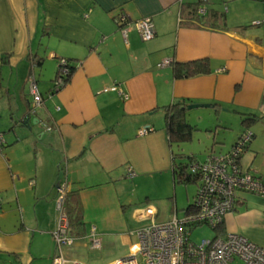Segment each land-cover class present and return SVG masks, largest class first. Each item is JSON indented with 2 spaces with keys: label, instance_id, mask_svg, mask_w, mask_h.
Masks as SVG:
<instances>
[{
  "label": "crops",
  "instance_id": "0c3cea01",
  "mask_svg": "<svg viewBox=\"0 0 264 264\" xmlns=\"http://www.w3.org/2000/svg\"><path fill=\"white\" fill-rule=\"evenodd\" d=\"M216 1L202 5L211 8ZM220 1L227 29L182 26L180 6L190 0H0V212L3 203H10L9 193L21 205V158L32 155L30 185L41 184L34 213H50L31 231L23 222L5 229L0 214V252L18 255L22 264L36 257L31 248L35 231L52 240L58 186L78 190L86 234L95 226L100 242L125 243L127 213L135 217L140 208L127 195V178L133 183L148 178L159 188L163 183L166 195L174 193L162 107L179 99L211 105L215 124L235 127V137L242 131V113L260 116L249 127L252 138L238 165L264 178V0ZM119 13L130 21L150 17L154 36L142 40L127 26L124 39L113 20ZM244 25L250 26L236 28ZM60 58L75 67L55 89ZM201 58L209 62L208 73L174 77L172 61ZM164 60L168 63L159 66ZM30 77L42 97L29 116L32 131L22 123L33 104ZM113 84L124 94L102 91ZM192 116L199 121L214 115ZM35 118L38 123L32 124ZM141 129L149 130L140 134ZM172 198L175 211V194ZM223 223L225 232L264 247V196L237 192ZM85 241L74 242L75 250L89 246Z\"/></svg>",
  "mask_w": 264,
  "mask_h": 264
},
{
  "label": "built area",
  "instance_id": "2783aa9c",
  "mask_svg": "<svg viewBox=\"0 0 264 264\" xmlns=\"http://www.w3.org/2000/svg\"><path fill=\"white\" fill-rule=\"evenodd\" d=\"M205 10L202 4L197 9L200 14ZM113 20L124 39L127 26H133L142 40H149L154 36V25L150 17L130 21L126 15L119 13ZM167 63L168 60H164L158 65L163 66ZM58 65V72L53 81L55 89L65 84L69 71L66 59L60 58ZM29 89L33 96V104L30 106L36 108L41 103L42 97L31 77ZM102 91L123 93L116 84L104 87ZM148 130L141 129L140 134H145ZM249 134L243 135L233 148L232 154H210L203 162L192 166V169H198L201 173L194 197L196 210L183 213L181 218L173 213L168 220L159 222L155 220L154 207L136 209L135 218L149 219V223L134 231L135 241L129 245L127 254L108 264H264V247L241 234L233 232L220 234L218 231H213L212 237L202 239L198 243L190 237L192 230L197 226H207L212 229L222 222L225 215L233 209L237 192L247 191L264 196V180L250 171H243L239 165L233 163L237 153L243 151L244 142L247 141ZM3 143L4 136L0 132V148ZM228 166L231 167V171H228ZM57 190L59 221L52 233L56 252L51 264H86L67 259L63 254L62 246L71 245L76 239L69 237L66 232L67 220L62 208L66 188L58 186ZM81 239L86 240L93 249L101 246L95 226H91L89 232Z\"/></svg>",
  "mask_w": 264,
  "mask_h": 264
},
{
  "label": "rangeland",
  "instance_id": "374dc122",
  "mask_svg": "<svg viewBox=\"0 0 264 264\" xmlns=\"http://www.w3.org/2000/svg\"><path fill=\"white\" fill-rule=\"evenodd\" d=\"M195 0H190V2ZM215 2V6L213 7L216 10H220L219 6L221 1L219 0ZM208 111L214 115L211 117H207L206 119L199 120L192 116L196 113H208ZM188 113V114H187ZM186 114V120L190 124L196 125L198 128L192 133V137L190 141L181 143L178 146L173 145V149L175 153H182L184 156H188L189 154H193L197 161L203 162L207 155L217 154L218 152L224 153L225 150L229 147L233 138L235 137L236 128H216L215 130V120L216 116L213 113V110L208 108H196L189 110ZM200 118H203L202 115ZM211 125V127H207ZM239 127V126H238ZM241 128V126L239 127ZM236 138V137H235ZM222 141V144L219 145L218 141ZM213 149V151H211ZM11 156V155H10ZM20 156V154H19ZM43 161H47L46 153L42 154ZM21 158V157H20ZM46 159V160H45ZM187 157H177L176 162L186 163ZM21 172L23 179L20 181V202L21 205L18 206L15 201V193H9L5 196L6 200L10 203H3V223L4 227L7 230H12L13 228L20 226L23 222L25 224V228L30 231L36 230V221L38 224H44L49 219L50 213H34V202H35V192L39 191L40 183L37 186L32 187L33 180L29 179V170L30 167H33V156H24L21 158ZM228 171H231V167L228 166ZM33 174V173H32ZM167 174V173H165ZM133 178H127V195L131 200L132 204L137 205L140 208H145L146 206L154 207L158 213L155 215V220L162 222L170 218L171 212L176 213L177 217L181 218L183 216V208L193 200V196L196 192V184L190 183L188 185L175 184L174 193L173 190H170V194L166 195L164 193V184L161 183L160 188L154 183V180H149L148 178L139 179L138 181H132ZM173 194H175L176 200V209H172L173 206ZM139 209V208H138ZM136 213V212H135ZM127 221H128V230L124 235L125 243L121 240L115 239H103L101 242V247L99 249H93L90 246L76 249L73 244L62 246L63 254L69 255L68 258L70 260H78L84 262L86 264H108L114 261V258H120L127 254V249L129 245L135 241L134 231L136 229H141L149 223V219L146 220H137L135 217H132L131 213H127ZM59 221V213H56L55 221L53 228L51 229V235L57 228ZM37 232V236L34 234L32 236V244L33 246L32 253L36 256L35 258H31L30 261L22 264H51L50 255L53 256L56 250V244L52 237V240H48L44 234L38 236L39 231ZM131 232V234H129ZM213 231L207 226H197L191 232V239L194 242H200L202 239H208L212 237ZM77 241H83V239H77ZM87 243V241H85ZM42 255H37V254ZM64 254V255H65ZM107 256H113L112 259L106 260ZM5 257L2 256L1 259ZM0 259V260H1ZM114 259V260H113ZM9 261V259H8ZM8 261H2V264H9ZM14 264V263H13ZM17 264H20L17 262Z\"/></svg>",
  "mask_w": 264,
  "mask_h": 264
},
{
  "label": "trees",
  "instance_id": "16d2710c",
  "mask_svg": "<svg viewBox=\"0 0 264 264\" xmlns=\"http://www.w3.org/2000/svg\"><path fill=\"white\" fill-rule=\"evenodd\" d=\"M208 2V0H196L193 2H184L180 6V24L185 27H195V28H206V29H227L225 24V15L221 10H216L213 7L208 8L205 5V12L203 14L198 13L197 9L201 4ZM116 16V15H115ZM114 16V17H115ZM250 25H244L236 27L237 29L248 28ZM6 57H4L5 60ZM66 59V58H64ZM72 60L66 59V64L69 68L68 75L66 76L65 81L68 80L72 70L75 65L71 63ZM172 72L175 78H187L192 77L198 74H206L210 71V66L207 58L194 59L185 62H177L172 61ZM55 78V77H54ZM54 81V80H53ZM188 104L185 100L179 99L175 102H172L166 106L162 107V111L164 114V129L168 136V145L171 150L172 156V177L175 184L188 185L190 183L196 184V187L199 183L201 173L198 169H192V166L199 161L196 160L193 154H189L188 156H184V154L175 153L173 149V145H179L181 143H185L190 141L192 137V133L197 130V126L194 124H190L185 119V110H187L186 106ZM30 106V105H29ZM261 119L260 116L254 113H242L240 117V125L242 131L238 134L236 138L232 141L231 147L224 153L232 154L233 148L239 143V140L243 137L244 134L250 133L248 135V139L244 142L243 151L237 153L233 163L237 166L240 164V159L244 153L245 148L252 138V133L249 131V127L255 124L257 121ZM220 128H229L225 126H221V124L217 123ZM221 142L218 141V143ZM4 144H2L0 148V152L2 150ZM187 157L186 163L176 162L177 157ZM206 159V158H205ZM260 177V176H258ZM262 180L264 178L260 177ZM197 189V188H196ZM247 192V191H244ZM195 195L193 196V200L188 203L185 208H183V212L187 213L191 210L197 209V204L195 200ZM132 206H137L132 204ZM62 208L65 213V217L67 220V234L69 237L73 239H80L86 235V230L84 227V223L82 221V211L80 206V201L78 198V190L77 189H69L66 190L63 196ZM223 221L217 224L215 228H212V231H218L220 234L225 233ZM4 256V259L1 257ZM0 264L2 261H8L9 264H17L18 255L9 254L0 252Z\"/></svg>",
  "mask_w": 264,
  "mask_h": 264
},
{
  "label": "water",
  "instance_id": "95a60500",
  "mask_svg": "<svg viewBox=\"0 0 264 264\" xmlns=\"http://www.w3.org/2000/svg\"><path fill=\"white\" fill-rule=\"evenodd\" d=\"M207 108V107H211V105L207 104V103H192V104H188L186 106V108L188 110L190 109H196V108ZM36 111H35V108H33L32 106H29V109L27 111V113L25 114V119L22 121V123L24 124V126L27 128L28 131H32V127L29 123V116L31 114H34ZM38 122H36V118L32 120V124H36Z\"/></svg>",
  "mask_w": 264,
  "mask_h": 264
}]
</instances>
